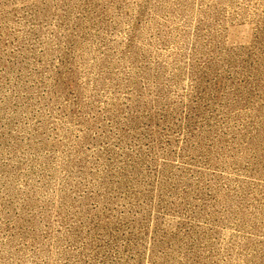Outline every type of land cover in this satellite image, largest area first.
I'll return each instance as SVG.
<instances>
[{"label":"rangeland","instance_id":"1","mask_svg":"<svg viewBox=\"0 0 264 264\" xmlns=\"http://www.w3.org/2000/svg\"><path fill=\"white\" fill-rule=\"evenodd\" d=\"M0 264H264V0H0Z\"/></svg>","mask_w":264,"mask_h":264}]
</instances>
